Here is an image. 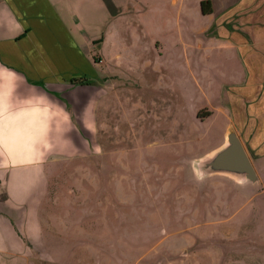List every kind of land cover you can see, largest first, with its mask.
<instances>
[{
    "label": "rangeland",
    "instance_id": "rangeland-1",
    "mask_svg": "<svg viewBox=\"0 0 264 264\" xmlns=\"http://www.w3.org/2000/svg\"><path fill=\"white\" fill-rule=\"evenodd\" d=\"M201 1L124 0L110 43L91 49L106 75L92 149L47 165L41 218L57 225L62 264H264V152L250 157L255 182L206 167L231 99L263 70L264 0H225L212 16Z\"/></svg>",
    "mask_w": 264,
    "mask_h": 264
},
{
    "label": "crops",
    "instance_id": "crops-1",
    "mask_svg": "<svg viewBox=\"0 0 264 264\" xmlns=\"http://www.w3.org/2000/svg\"><path fill=\"white\" fill-rule=\"evenodd\" d=\"M205 1L212 16L225 0ZM113 8L121 12L124 0H0V264L64 263L57 225L48 214V223L41 218L50 188L47 165L57 153L73 149L83 159L92 149L91 113L105 83L97 78L106 75L96 73L103 58L99 63L90 54L110 43L113 34L104 26ZM228 14L219 12L216 22ZM261 63L262 72L231 99L234 122L219 147L235 132L249 158L264 152ZM60 226L71 239L78 231Z\"/></svg>",
    "mask_w": 264,
    "mask_h": 264
},
{
    "label": "water",
    "instance_id": "water-1",
    "mask_svg": "<svg viewBox=\"0 0 264 264\" xmlns=\"http://www.w3.org/2000/svg\"><path fill=\"white\" fill-rule=\"evenodd\" d=\"M206 167L214 173L242 176L251 182L257 180L251 160L235 132L227 135V145L206 164Z\"/></svg>",
    "mask_w": 264,
    "mask_h": 264
},
{
    "label": "trees",
    "instance_id": "trees-1",
    "mask_svg": "<svg viewBox=\"0 0 264 264\" xmlns=\"http://www.w3.org/2000/svg\"><path fill=\"white\" fill-rule=\"evenodd\" d=\"M200 9H201V13L203 15H210L212 13V10H211L210 2L209 1H202V2H200ZM78 83L84 84L82 81H79Z\"/></svg>",
    "mask_w": 264,
    "mask_h": 264
}]
</instances>
